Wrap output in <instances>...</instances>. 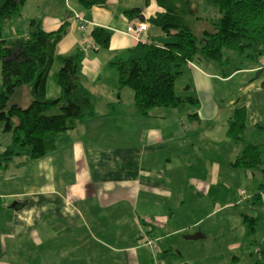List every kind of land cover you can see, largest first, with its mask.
Masks as SVG:
<instances>
[{
	"label": "crops",
	"instance_id": "obj_1",
	"mask_svg": "<svg viewBox=\"0 0 264 264\" xmlns=\"http://www.w3.org/2000/svg\"><path fill=\"white\" fill-rule=\"evenodd\" d=\"M73 6L90 23L87 30L72 13L47 15L43 24L53 30L68 22L57 46L61 55L91 47L81 61L79 78L92 94L95 115L62 135L47 156L18 157L0 168V264H152L151 248L139 237L140 229L157 239L158 259L165 264H254L264 257V181L253 169L234 165L244 144L227 134L234 109L245 105L247 129L254 130L250 139L244 133L245 139L264 144V132L258 134L255 128L257 123L264 126V98L251 117L247 103L228 104L217 91V83L238 74L264 73V53L247 55L261 65L233 68L231 58L224 67L211 62L183 65L175 92L196 101L180 108L155 107L144 117L135 108L133 90L119 86L109 62L139 43L126 32L133 21L149 22L153 42L160 37L163 41L157 44L163 45L169 39L148 20L160 6L156 0ZM132 8H139V14L124 15ZM95 27L112 30L109 48L95 47L90 35ZM261 87L264 78L249 80L238 91ZM59 92L54 89V94ZM46 95L53 98L48 84ZM4 137L0 134V141ZM246 182H253L255 189H244ZM242 203L249 209H241ZM185 204L191 215L182 213ZM217 214L231 240L206 254L185 236L199 233L197 226ZM244 214L260 218L250 236Z\"/></svg>",
	"mask_w": 264,
	"mask_h": 264
},
{
	"label": "trees",
	"instance_id": "obj_2",
	"mask_svg": "<svg viewBox=\"0 0 264 264\" xmlns=\"http://www.w3.org/2000/svg\"><path fill=\"white\" fill-rule=\"evenodd\" d=\"M26 1L0 0V134L6 136L4 142L0 141V168H6L18 157L38 160L47 156L57 149L62 135L95 115L92 94L79 78L83 50L71 55L57 51L68 30L66 20L48 30L42 19L33 17L26 29H13L14 35L6 36V29L23 16ZM193 1L156 0L160 10L148 20L169 39L163 45L151 38L139 42L109 62L117 71L119 86L133 90L135 108L141 116H148L155 107L180 108L196 101L195 97L175 92L179 68L188 62H211L224 67L230 61L227 50L243 53L250 48L253 57L264 53V0H211L219 16L208 20L211 29L204 31L202 37L193 31L188 19L199 18ZM78 2L91 8L105 6L107 0ZM139 12V8L123 11L129 18ZM90 35L96 48L107 49L113 32L95 27ZM56 59L61 66L54 81L60 93L49 98L46 87ZM248 119V108L238 106L228 125L229 138L244 144L234 165L258 168L264 176V144L246 141ZM255 125L258 134L264 132L263 125ZM243 221L250 236L260 218L244 214ZM254 264H264V257Z\"/></svg>",
	"mask_w": 264,
	"mask_h": 264
},
{
	"label": "rangeland",
	"instance_id": "obj_3",
	"mask_svg": "<svg viewBox=\"0 0 264 264\" xmlns=\"http://www.w3.org/2000/svg\"><path fill=\"white\" fill-rule=\"evenodd\" d=\"M75 4H80V3L78 2V0H71V2L70 0H27L24 5L23 16L18 19H15L14 22L12 23V27L6 29L5 34L6 36H11V35H14L13 29L15 30L16 29H19V30L26 29L30 19H32L33 17H39V18L41 17L40 19H42L43 23H47V20H46L47 15H53L54 17H61L63 13L69 14L72 11L77 12L73 9L74 7L73 5ZM192 4H193V7L198 17L218 19V16H219L218 8L214 5V3L211 0H194ZM148 6H149V2H148ZM215 10L217 11V13ZM198 20H199L198 18L192 16L190 23H191V27L193 31L199 37H202L204 34V31L210 30L211 27H210V23L207 20L205 21H198ZM141 21H146V20H141ZM77 32H79L81 35L83 34L82 31L78 30ZM162 41L163 40H160V37L156 38L157 43L162 42ZM253 53L254 52L250 48L246 49V51L243 53H239L238 51H233V50H227V55H229L231 58V62H230L231 67L233 66L243 67V66L256 65V64L261 65L262 62L260 60L247 57L248 54L251 55ZM60 66H61L60 61L56 59V61L54 62L51 68L48 82H47L48 91L49 93H51V97L53 98L57 97V95H59L60 93L59 92L58 94H54V89L57 90L59 88L54 81V74L58 71ZM233 68L231 69L229 68L230 71ZM229 69L227 68V70ZM259 78H264V73H259L258 71H256L252 74H246V73L238 74L227 83H217L218 97L223 98L225 101L228 102V104H229V101L231 100L241 101L242 103H247L249 105L251 117H255L254 115L259 112L258 111V104H259L258 100H260V98L262 97L264 98V87H261L259 91H257L256 89H251L250 92H245V93L242 92V94L238 91V88H242L246 84V82L249 80L259 79ZM253 131L254 130L252 128L247 129V131L245 132L246 137L249 139L252 138ZM253 171H255L257 175H259V177L261 178V181L263 182L264 177L260 169L256 168V169H253ZM247 183L248 182H246L244 189L247 190L249 188L250 191L255 189L253 182H251L250 184H247ZM187 205L188 204H185L184 208L181 207L182 213L185 214L188 212L189 215H191V212L189 211L190 207ZM240 208L249 209V205L248 203H242L240 205ZM180 217L184 219L185 221L188 218V217H184L183 215H181ZM220 219H221V215L219 214L213 217L204 219L203 222L199 226H197V228L195 229L199 233H201V231L199 230L202 229L203 233L201 234H203L202 236L203 238L190 239L192 241L198 242V244H200V247L204 250L206 254H211V252L216 251V249H218L219 247H222L226 241L231 240V236L228 234H225V232L221 229ZM193 234H189V235H193ZM233 237H235V235Z\"/></svg>",
	"mask_w": 264,
	"mask_h": 264
},
{
	"label": "built area",
	"instance_id": "obj_4",
	"mask_svg": "<svg viewBox=\"0 0 264 264\" xmlns=\"http://www.w3.org/2000/svg\"><path fill=\"white\" fill-rule=\"evenodd\" d=\"M74 21L78 22L80 25V28L82 30H87L90 23L86 22L78 13H72ZM150 28V24L147 21H133L131 22L126 29V32L128 35H130L132 38H134L137 42L142 41H148L150 38L148 36V30ZM91 47L87 46L84 47L83 53L84 56H87ZM190 64H194L195 62H189ZM243 196L247 195L246 190L241 191ZM139 237L142 239L144 244L148 245L151 248L152 256H153V263L152 264H165L164 261L161 259H158V256H160L161 251L159 248V245L157 243V239L149 236L144 230H139ZM260 248H256V252H260Z\"/></svg>",
	"mask_w": 264,
	"mask_h": 264
},
{
	"label": "water",
	"instance_id": "obj_5",
	"mask_svg": "<svg viewBox=\"0 0 264 264\" xmlns=\"http://www.w3.org/2000/svg\"><path fill=\"white\" fill-rule=\"evenodd\" d=\"M187 239H198L200 237V233H196L193 235H186L185 236Z\"/></svg>",
	"mask_w": 264,
	"mask_h": 264
}]
</instances>
